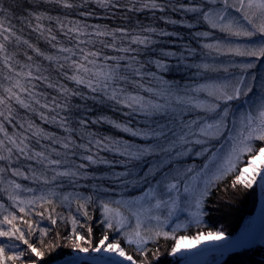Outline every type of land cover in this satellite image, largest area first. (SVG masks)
I'll use <instances>...</instances> for the list:
<instances>
[{
    "label": "trees",
    "instance_id": "16d2710c",
    "mask_svg": "<svg viewBox=\"0 0 264 264\" xmlns=\"http://www.w3.org/2000/svg\"><path fill=\"white\" fill-rule=\"evenodd\" d=\"M154 1L159 7H151L147 10L124 0H104L103 4L100 3V0H0V8L4 9L3 12H0V19L3 21V28L1 29L4 35H9V40L5 41V48L7 49L5 54L10 55V64L18 69L20 59H31L30 64L24 66L23 69L28 70L27 73L29 71L32 73L31 77L25 75L28 84L26 83L23 86L28 89V92L21 93L22 99L29 107L25 108L21 105L22 108H18L14 103L8 104L4 113L5 116H8V109L11 108V116L7 119L8 123L10 122L15 130L22 131L21 134H24V132L30 134L34 130L29 128V125H35L37 130H42L38 136L43 137V143H47L49 138H62L65 143L68 141L73 146L71 149L81 148L80 145L83 143L87 146L85 151L94 156L99 154L109 155L107 151L104 153L99 150L103 147H96V141L109 143V141L122 140L125 142V140H130L131 137L128 136L127 132L123 131L122 128H115L114 125H130L131 114L129 115L126 110L124 112L116 100L107 98L105 95H99L101 89L93 91L85 84L70 82V71L58 70V66L47 61L46 66L49 70H41V72L35 73L31 69L38 58H43V55H54L55 47L59 42V44L62 43L69 47L78 46L75 52H79L81 58L92 52L100 53L99 56L95 57L98 60H104L105 57L111 58L114 56L112 51L125 47L124 43L121 42L118 29H123L124 33L121 34L130 39L136 32L146 29V26L153 25L157 30L161 27L162 21H169L164 27L174 25V34L172 35L179 37L178 45H175L176 42L171 38L168 39V43L173 44L172 51L178 53L188 51L192 57H194L197 49L198 53L202 54L203 51L202 45L197 44L195 39L206 38L212 41L224 38L225 41H230L234 36L217 29L208 28L207 22L203 19V13L207 12L210 7L223 8L225 4L222 0H216L215 3L212 0ZM124 2L128 3L129 7ZM65 4L72 5V7H66ZM192 7L197 8L199 11L186 10ZM162 14H165V17H162ZM237 21L242 23L244 28L248 26L243 19ZM181 25H186V28L181 27ZM5 28L11 29V33H15V35L4 32ZM71 29L76 30L72 31ZM98 32L112 33L113 35L101 36L97 35ZM129 33L131 35H127ZM203 33H208V35L205 36ZM152 36L153 38L150 39L152 46L149 45L152 49L146 51L147 56L154 54L156 51H161L162 48L158 45L160 43L156 40L165 35L154 33ZM80 41H83V43L79 46ZM108 43L114 45V47L106 46ZM163 44H167L165 40ZM183 44L186 48L182 47ZM65 55L70 54L65 53ZM221 55L225 57L224 54ZM172 61L175 62L174 65L171 63L173 68L167 66L170 70V73H167L166 76L168 77L166 78L167 84L173 88V91L181 92L185 87V83L189 84V77L182 72L187 69V61L182 55ZM62 62L68 63L64 59ZM118 63L120 65L125 64V62ZM190 65L187 71L195 76L198 70L193 67V64ZM178 68L182 70H177ZM173 70L177 71L174 73ZM3 71L4 69L0 72V94L7 95L8 101H11L12 98L9 99L5 89L12 87L16 79L15 76H12V70L10 72L7 70L12 77L8 76V72ZM120 72H122V76L127 77L124 82L125 85L133 81V87H136L137 82L140 83L142 79L141 76H137L135 73L132 76L130 70L120 68ZM14 91H18V89L14 88ZM189 117L185 115L186 119H189ZM51 121H58L61 124L63 121L64 132L61 133L57 128H54ZM81 121H84V123L82 124ZM8 123L6 122L4 125V132L13 131V127L8 126ZM105 138L108 139L105 140ZM139 141L146 142L147 139L146 141ZM148 141L152 142L151 139ZM39 144L38 142L37 148L44 145L39 146ZM252 146L258 150L259 146H264V142L254 140ZM77 155L76 160L80 159V154L77 153ZM109 157H105L104 160H108ZM242 159L246 160L247 154H244ZM239 166L243 167L245 165L242 163ZM97 178L103 180L99 174H97ZM232 179V174H229L209 187L208 194L205 195L203 200V217L201 220L184 229L175 231L167 238L160 236L146 243L149 264H177L170 256L171 248L175 243L174 237L178 238L181 235L195 237L197 234H207L208 232H223L225 236H232L237 232L244 219L253 211L257 192L255 186L249 189L243 186L232 187ZM108 181L104 180V183ZM54 185L58 186L64 194H69L68 189L72 193H79L81 197H91L92 199L83 209L78 208L75 198H70L69 201L62 200L61 204L56 202L54 213L57 218L56 224H52L47 218L49 215L47 211L44 219L37 215L39 227H35V232L33 231V235L29 240L37 246L44 245L45 255L40 258L39 264H52L59 258L70 255L74 251H79L71 246L74 229L84 235L85 240L90 241L93 245L98 244L99 238L105 231L108 232L112 240L120 238L116 232L106 228L100 217L101 202L104 201V197L97 194L96 189L93 188L96 186L95 184L88 185L92 189H82L81 186L74 185L69 186L71 184L60 182V180L54 182ZM66 203H68V206L65 205ZM42 210L41 207L38 212ZM85 212H87V215L84 214ZM68 215L70 221L62 219L67 218ZM73 218L78 222L75 226L72 223ZM41 228L47 229L48 234L39 237L36 229ZM89 228L92 229L91 235L88 234ZM47 245H54V247L49 248ZM124 246L131 254L139 255L136 252L135 245L125 243ZM81 247H87V245L81 244ZM20 249L19 251L24 252L25 255L17 260L16 264H28L30 253L27 246L22 245ZM82 264L86 263L83 262ZM215 264H264V244L257 243L250 248L230 252L221 262Z\"/></svg>",
    "mask_w": 264,
    "mask_h": 264
},
{
    "label": "snow or ice",
    "instance_id": "6c2138e0",
    "mask_svg": "<svg viewBox=\"0 0 264 264\" xmlns=\"http://www.w3.org/2000/svg\"><path fill=\"white\" fill-rule=\"evenodd\" d=\"M213 3L216 0H212ZM100 3H104V0H100ZM225 9L227 7H233L238 13L242 14V18L251 26L252 31L244 28L238 24L234 19H228L225 15V10H210L203 13V19L207 21L212 28H219L222 32L229 33L235 36H246L252 37L260 34L264 37V0H233L231 5L228 4V0H224ZM66 7H72V5L65 4ZM147 6V5H146ZM153 8L159 7L154 0L150 5ZM187 11L196 12L199 11L197 8L192 7L186 9ZM4 9L0 8V12ZM39 19V17H37ZM0 28H3V21L0 19ZM75 31L76 29H71ZM118 32L123 33V29H118ZM148 31H155L154 29H149ZM4 32H10L11 29H4ZM15 35V33H11ZM3 35V32H0ZM97 35H113L112 33L98 32ZM207 36L208 33H203ZM4 40H8L9 36L3 35ZM54 39V37H53ZM115 39V37H113ZM132 42L136 44H148L151 43L147 37L134 36ZM25 43H27L25 41ZM108 47H114V45H106ZM205 48H216L217 52H220L221 45L205 44ZM4 44L0 43V52H3ZM120 51L128 52L131 49L124 48L119 49ZM64 52L70 51L69 49H62ZM81 51H83L81 49ZM226 51L230 54L237 56H248L261 58L264 57V43L259 47L250 46L241 48L237 46L227 47ZM97 57L100 55L99 52L87 53L82 57V61H72V67L74 68V74L69 77V79L75 80L77 84H86L93 91L103 89L107 92L109 85L115 83L117 80H127L126 76L119 75L120 64L117 62L115 65L108 64H97L95 59H89L88 57ZM164 55L170 56L175 55V53H164ZM51 59V57H49ZM68 60L69 57H64ZM105 59H112L119 61L124 59V57H105ZM134 60V58H132ZM5 64H8L9 57L5 56ZM156 66L159 70L167 71V66L162 61H156ZM88 65H92L89 67ZM199 67L208 69L209 65L204 64ZM242 69H248L253 67L252 64H242L240 65ZM132 69V63H129L126 70ZM137 76H141L140 69H132ZM227 71V69H225ZM21 75L17 73V76ZM24 75L31 77L32 73L29 71ZM149 75L155 77V73H150ZM244 77L241 76L239 79L232 84H213V85H202L193 91L206 92L208 96L213 97L216 101H232L238 99L242 94L247 95L251 91V86H246V90L242 87ZM167 84V82H162ZM18 91H13V88H6L5 91L8 93L9 99L14 98L23 107H29L28 104L21 99L19 93L28 92V89L24 87L19 79L15 81L13 85ZM137 87H144L142 84L137 82ZM145 91L152 93L157 100H149L144 96L138 94L126 93L123 89L112 90L111 99L117 100L118 103L124 104L127 108L132 111H137L145 114L149 117H158L164 120V123L157 124L154 128H148L146 130H133L127 125L115 124V127L122 128L125 132H130L133 136H140L146 139H151L153 142L147 143L142 146L133 147L127 143L121 145L118 141L105 143L104 141H96V147H103L109 151L118 153L120 156L124 157L123 160L115 161V163H121L125 166V171L123 172H113L111 179L113 182H119L122 185L131 184H146L147 188L143 191L141 197L135 198L133 200H119V201H108L101 202V208L105 220L107 229H111L117 233L120 237L117 240H112L107 231H105L99 238L98 244L93 245L90 241L87 247H81V244L86 242L85 236L81 235L79 232H73L72 236V247L78 249L80 252H88L89 250L93 252H104L106 254H111L107 258V264H149L147 259V248L146 243L149 240L163 236L165 238L172 235L169 232L163 231L162 224L167 223L168 219L175 214L177 207V200L170 196L172 192H178L181 183L184 184V192L189 193L196 202V207L199 209L203 196L208 194V188L213 185L214 182L222 180L225 176L232 174V187L243 186L246 189L252 188L255 183L259 181L262 187H264V146H259L258 150L254 149L252 142L259 141L264 142V97L261 98L259 104L256 107L255 112L248 111L247 113H242L238 125L234 121V126L231 130V134L228 136L229 147L227 152L220 149L218 152L212 153L209 157L210 162H206L203 168L196 173L195 177H205L204 179V189L197 192L194 190L189 183L187 178L195 171L194 164H186L182 159L187 156H202L209 152L207 145L211 140H219L222 134L225 132L226 124L225 118L228 116V109L225 107L223 113L217 111L220 108L218 103H208L206 101H201L196 97L189 96L187 94L181 95L179 91H173L170 86L161 88H147ZM31 95V93H29ZM160 100H163L161 103ZM38 102V101H37ZM6 101L3 97H0V105H5ZM47 107V105H45ZM193 110H199L205 113H215L217 118H214L209 122L207 118L197 115L196 118L186 119L185 114ZM9 115L4 116V112L0 111V116L4 119H9L11 116V108L8 109ZM83 124L84 121H81ZM114 123V122H112ZM63 121H62V125ZM23 127V125H21ZM32 125H29L31 128ZM5 131L3 124H0V132ZM42 130H37L34 135H39ZM8 143L12 147H6L5 141L0 140V148H3L8 152V156L0 155V160L11 159V154L13 148L16 149L21 155L27 156L29 159L40 158L41 162L43 160L48 161V165H60V160L49 159L44 155L43 152L34 153L32 156L28 155V145L25 143L26 138L19 139V142L13 136H7L5 133ZM70 139V138H69ZM108 138H105L107 140ZM54 143L57 141H53ZM64 148H69L70 143H63ZM80 147H87L86 145H80ZM199 147V150H197ZM90 150V149H89ZM53 151H55L53 149ZM247 154V159L244 160L242 157ZM59 155V153H57ZM91 164L97 163H112L104 159H96L92 155L84 157ZM245 166L240 167V164ZM143 165V167H141ZM47 166V165H46ZM80 168L85 167L80 165ZM139 169V173L135 171ZM5 171L4 168L0 167V173ZM142 173V174H140ZM210 173V174H209ZM13 175H25L18 169H13ZM35 175V174H34ZM78 172L74 171H64L57 172L56 175L52 177L55 180L58 176H72L75 177ZM132 176L133 179L129 180L127 177ZM154 182V183H153ZM44 183H48L47 179H44ZM21 189V185L16 183L14 180L9 181L8 189H0V191H8V199L13 202V204L18 203L20 205L19 212L28 215L32 210L31 206H34L37 202L41 203L42 211L35 213L39 215L41 219L45 218V212L47 211L49 215L47 218L52 224L57 223V218L55 213V202L50 197L57 195L54 191L49 190L46 193H41L40 195H33L31 199H22L16 190ZM161 190L169 194V199H160ZM25 191L33 192V189H26ZM70 198H75L77 206L79 209L85 208V205L91 201V197L84 198L81 197L79 193H69L63 196V201H69ZM155 200L152 204L151 201ZM84 202H81V201ZM115 203L119 206L126 208L131 216L135 218V227L129 231H125L128 226L129 217L123 215L120 211V207L113 208L111 204ZM148 205L147 207L145 205ZM30 206V207H25ZM2 207V205H0ZM167 208V217L161 221L159 215H151L153 209ZM87 215V212L84 213ZM195 215H200L199 212ZM17 219L22 220L24 224L28 226V232L25 233L14 221ZM156 220L158 224L156 226L144 227L145 222H150L151 220ZM72 223L75 226L78 222L75 218L72 219ZM0 224L8 225V229L0 227V237H6L8 239H15L22 242L27 246L30 253L29 264H39L40 258L45 255L43 251L44 245L41 244L37 246L33 242H30L29 238L35 229L33 228L32 220H25L24 216L11 215V219L5 216ZM182 225L177 224L176 228H180ZM41 236L48 234L47 229H39ZM92 229H88V234L91 235ZM175 232V229H173ZM175 243L171 248V254H176L181 251L191 249L192 247L199 245L203 242L209 241H220L225 239V234L223 232H208L207 235L202 233L197 234L195 237L179 236L174 237ZM135 245L136 252L139 253L138 256L131 254L128 249L124 246ZM51 248L54 245H47ZM24 252H9L5 245L0 244V264H16V261L24 256Z\"/></svg>",
    "mask_w": 264,
    "mask_h": 264
},
{
    "label": "rangeland",
    "instance_id": "374dc122",
    "mask_svg": "<svg viewBox=\"0 0 264 264\" xmlns=\"http://www.w3.org/2000/svg\"><path fill=\"white\" fill-rule=\"evenodd\" d=\"M126 2H129L131 4H137L138 6L143 7L144 9L149 10L151 8V4L153 3V0H124ZM224 2V0H222ZM124 2L127 7H129L128 3ZM137 2V3H136ZM155 2V1H154ZM233 3V0H228V4L231 5ZM147 5V6H146ZM131 8V7H130ZM210 10H225V15L228 17V19H234V20H241L242 14L238 13L235 8L233 7H228L225 9V6L223 8H215L210 7L208 11ZM162 17H165V14H162ZM169 21H162L161 22V27L158 28L157 30L153 27V25L146 26V29L143 31L140 30V32H136L130 39H128L126 36L122 35L121 32H119L121 42L124 43L125 45L124 48L131 49V51L124 52L120 51L119 48L116 51H112L114 53L113 57H124V59H121L119 61L112 60V59H107L109 61H106L105 58L104 60H98L95 57H92L89 55V59H95L97 61V64H108V65H115L117 62H125V64H121V69L126 70V67L129 63H132V69H140L141 71V81L139 84H142L144 87H133L134 82L130 81L128 84H124V80H117L115 83H111L109 85V88L107 92H105L103 89H101V92L99 95H105V97L110 98L111 93L113 89H116L119 93V90L123 89L126 93H131V94H138L141 96H144L146 99L149 100H157L159 99L158 97H155L152 93L145 91L147 88H161V87H168V84H163L162 82H168L166 80L167 73H170L169 68H167V71L159 70L156 66V61H162L166 66L173 68L171 63L174 65V61L176 60V57L182 55L185 57L187 64H186V70L182 71L183 74L187 75L189 77L188 83H185V87L182 89L181 92H179L181 95H189L196 97L197 99L201 101H206L208 103H218L220 105V108L217 109L218 112L223 113L224 108L226 107L228 109V116L225 118V124H226V129L225 132L222 134L221 138L219 140L213 139L210 141V143L207 145L209 148V152L205 153L202 156H187L183 157L182 159L185 161L186 164H194L195 165V171L190 174V176L187 178V182L189 185L196 190L197 192L202 191L204 189V179L205 177H200L193 179L195 177L196 173L200 171L201 168H203L204 164L209 161V157L212 156V153L218 152L220 149H223L224 152H227L228 147H229V139L228 136L231 134V130L234 126V121L237 123L239 122V118L242 113H247L248 111H253L255 112L257 105L259 104L260 100L262 97H264V57L261 58H255V57H248V56H237L230 54L226 51L227 47H237L240 46L241 48L244 47H250V46H256L259 47L262 43H264V37H262L260 34H257L252 37H246V36H233L230 41H225L226 39H214L210 41L209 39L207 40L206 38H200V39H195L197 44L202 45L203 51L202 54L197 52L194 54V57H192L191 53L188 51H181L179 52H174L172 51L171 48H173L172 43H168V39L171 38L173 41L176 42L175 45H178L179 37L174 36V30L173 26H167L164 27L165 24H167ZM207 22V21H206ZM238 22V21H237ZM240 26L243 27V24L238 22ZM170 25V24H169ZM164 27V28H163ZM181 27L186 28V25H181ZM207 27L210 29H217L220 30L219 28H212L211 25L207 22ZM249 31H252V28L250 25L246 27ZM149 29H154L155 31H148ZM221 31V30H220ZM0 32H3V30L0 28ZM124 33V32H123ZM154 33L158 35H165L162 36L161 39L156 40V42L160 43L158 44L160 46L161 51H156L152 55H146V51L152 46L151 43L148 44H136L133 45L134 43L132 42V38L134 36L138 37H147L149 40L153 38L152 35ZM4 35V33H3ZM3 35H0V43L4 44V50L3 52H0V72L1 70L4 69L3 72L7 73L9 70H12V76H15V79H19L22 83L28 84L27 79L25 78V73H27L28 70L23 69V67L27 66L30 64L31 59L24 60L20 59L18 62L20 64L19 69L17 67H14L10 64L8 61V64L11 66H7L5 64V51L7 50L5 48V41L3 39ZM131 35V33L127 34ZM9 36V35H8ZM244 37V38H243ZM125 42H124V41ZM164 40L167 44H163ZM84 41V39H83ZM83 41H80L79 46L82 45ZM60 43V42H59ZM57 44L55 47V53L52 56H47L43 55V58H38L32 66V71L35 73L41 72V70H49L46 66V64H54L57 67L58 70H68L70 71V77L74 74V68L72 67V61H82L81 54L78 52H75V49L78 48V46H65L64 44ZM93 44V43H92ZM205 44H212V45H221L223 46L220 52L216 51V48H205ZM109 45V43H108ZM150 45V46H149ZM94 46V44H93ZM104 46V45H103ZM70 50L68 52L62 51V49H67ZM99 47V46H98ZM183 48H186L184 44L182 45ZM52 52V51H51ZM65 53H68L70 55H65ZM94 53V52H92ZM164 53H175V55H164ZM221 54H224L222 57ZM72 55V56H71ZM220 55V56H219ZM7 57H10L7 56ZM51 57V59H49ZM64 57H69L68 60H65ZM134 58V60L132 59ZM65 60L68 63H63L62 60ZM207 59V60H206ZM44 61V63H43ZM48 63H47V62ZM192 62V63H191ZM190 64H193V67L198 70L197 73H195V76H192L187 70L190 68ZM207 64L209 65L210 70L204 69L202 67H199L201 65ZM242 64H252L253 67L248 68V69H242L240 65ZM2 66H4L2 68ZM89 67H92V65H88ZM64 68V69H63ZM132 69L130 70L132 76L134 75V71ZM227 69V71H225ZM177 70H182L178 68ZM177 70H173L174 73ZM8 72V73H9ZM21 73L23 75L17 76V73ZM150 73H155V77L149 75ZM164 74V77H163ZM119 75L122 76V72H119ZM9 77H12L11 74H8ZM243 76L244 81L242 83V87L245 88L246 86L250 85L251 86V91L248 92L247 95H241L238 99H234L232 101H216L213 97H210L207 95L206 92L202 91H193L194 89H197L199 86L202 85H213V84H224V83H235L239 77ZM5 77V76H4ZM70 82L76 83L75 80L70 79ZM187 80V78H186ZM86 85V84H85ZM86 87H88L86 85ZM13 91L14 87L12 86ZM89 88V87H88ZM91 90V88H89ZM173 89V88H172ZM22 99L21 93H19ZM0 97H3L6 101L7 104L5 105H0V111H3L5 113V110L7 109L8 104H16L18 108H22L21 104H19L14 98H12L11 101H8L7 95H1ZM117 101V100H116ZM162 103L163 100H160ZM119 106L122 107V110H126V112L130 115L131 114V124L128 125L129 128L133 130H146L148 128H154L157 126V124H162L164 123V120L159 119L158 117H149L146 116L145 114L137 111H132L131 109L127 108L124 104L118 103ZM186 116H190L189 119L196 118L197 115L207 118L209 122H211L212 119L217 118L215 113H205L201 112L199 110H193L189 113L185 114ZM5 116V115H4ZM8 123L6 119H4L3 116H0V124L4 125ZM51 124L54 126V128H57L59 131L64 132L62 124L58 121H51ZM11 125L13 127L12 132H0V140L5 141V146L6 147H12L11 144L8 143V140L6 138L5 133H7V136H14V138L17 139L19 142V139L21 138H26L25 143L28 145V155L32 156L34 153L38 152H43L46 157L49 159H54V160H60L61 164L60 165H48L47 160H43L41 162L40 158L36 159H29L27 156L21 155L19 152L16 151L15 148H13V152L11 154V159H5V160H0V167L4 168L5 171L3 173H0V189H8L9 188V181L14 180L16 183L21 185V189L16 190L19 194V196L22 199H31L33 195H40L42 192L46 193L49 190L54 191L57 193V195L50 197L51 199L54 200V202H58L59 204L62 203L63 196L65 195L62 191H60V188L58 186L54 185V182L60 180V182H65L68 184H71L69 186H81L82 189H87L91 188V185H96L95 188L97 194L101 197H104L103 202H108V201H119V200H133L135 198L141 197L143 194V191L146 190L147 185L146 184H127V185H122L119 182H113L111 179V172H123L125 171V166L121 163H115V161H120L123 160L124 157L120 156L118 153L109 151L107 149L100 148L99 150L104 152L107 151L109 155H101L99 154L98 156L92 155L96 159H105V157H109L107 161H110L112 163H97V164H91L89 161L84 159V157L90 155L85 151V147L81 148H75L71 149L73 146L70 144L69 148H64L62 146L63 143H65V140L62 138H49V141L47 143H43V137L34 135V133L37 132V127L35 125H32L31 128H33L34 131H31L30 134L25 133L24 134L20 133L22 131L15 130V127L9 122L8 126ZM114 125V124H113ZM122 125V124H120ZM51 126V125H50ZM115 127V125H114ZM116 128V127H115ZM66 130V129H65ZM128 136L131 137L130 140H117L121 145L127 143L133 147L136 146H142L149 142L146 138L140 137V136H133L130 132H127ZM34 141L32 142V140ZM139 140H145L146 142H140ZM57 141V142H53ZM38 142L40 143L39 146L40 148H37L36 145H38ZM115 142V141H114ZM153 142V141H152ZM66 143H69L66 141ZM253 143V142H252ZM35 145L34 147H31ZM83 145V143L81 144ZM43 147V148H42ZM53 149L55 151H53ZM197 150H199V147H197ZM59 153V155H57ZM78 154H80V159L76 158L78 157ZM0 155L3 156H8V152L4 150L3 148H0ZM47 165V166H46ZM80 165H84L85 167L80 168ZM143 167V165H141ZM13 169H18L19 171L23 172L25 175H13ZM64 171H74L78 172V175L75 177L72 176H58L55 180L52 179L54 175H56L57 172H64ZM111 171V172H110ZM137 173H139V169H135ZM101 173V174H100ZM35 174V175H34ZM97 174L101 175V178L103 180H100L97 178ZM142 174V173H140ZM210 174V173H209ZM44 179H47L48 183H44ZM127 179L131 180L133 179L132 176L127 177ZM104 180H109L107 183H104ZM154 183V182H153ZM54 185V186H53ZM90 185V186H88ZM99 185V186H98ZM253 186L256 188L257 196H256V205L258 202V197L260 193V184L259 181L255 183ZM26 189H33V192H28L25 191ZM209 189V188H208ZM69 193H72V191L68 190ZM101 191V192H100ZM68 194V193H67ZM171 197L176 198L177 200V207L175 210V214L168 219L167 223L162 224L163 231L169 232V233H174L173 229L175 231L184 229L191 224H194L201 220L203 217V199L202 203L197 209L196 207V202L193 196H191L189 193L184 192V184L181 183L179 186V191L178 192H172L170 194ZM160 199H169V194L165 193L161 190L160 196L158 197ZM152 204L155 203V200L153 199L151 201ZM0 221H3L5 216H8L11 219V215L15 214L16 216H24L25 220H32L33 221V228L39 227L38 223V217L35 213L38 212V210L41 208V203L37 202L34 206H31L32 210L29 212L28 215H25L23 213L19 212V207L20 205L18 203L13 204L11 200L8 199V191H0ZM68 206V203L65 204ZM146 207L148 206L147 204L145 205ZM30 207V206H25ZM111 207L117 208L120 207V211L123 215L129 217L128 219V226L125 228V231H129L132 228L135 227L136 220L134 217L131 216V213L124 207L119 206L115 203L111 204ZM167 208H161V209H153L151 215L156 216L159 215L161 217V221L165 217H167ZM199 212L200 215H195V213ZM79 213V211H78ZM254 213V209L249 214L246 219H244L241 227L237 230V232L232 235V236H225V239H222L220 241H209V242H203L199 245H196L192 247L191 249L181 251L176 254H171L170 256L173 258L174 261H176L177 264H195L199 262L200 264H215L218 262H221L222 259L224 258V251L222 250V245L225 243L227 240L233 239L235 236H237L240 233V230L245 229L249 225L250 218ZM79 216V215H78ZM102 220H105V217L103 215L102 209H101V216ZM66 221H70L69 215L67 218H62ZM25 233L28 232V226L24 224L22 220L17 219L14 221ZM158 222L156 220H151L150 222H145L143 225L144 227H149V226H156ZM180 224L182 227L176 228V225ZM0 227L4 228L5 230L8 229V225L5 224H0ZM36 233L38 234L39 237H41L39 229H36ZM35 232V231H34ZM208 234V233H207ZM203 234V235H207ZM262 237L260 238L259 243L264 244V231L262 232ZM33 235V233H32ZM28 237L29 239L32 237ZM86 242L82 243L88 246V240H85ZM0 244H3L6 246L7 250L9 252H20L21 246L24 245L22 242L13 239H8L6 237H0ZM244 244H248L244 243ZM250 248V247H249ZM242 248L240 247H235V250L233 251H239ZM231 251V252H233ZM230 253V252H229ZM111 254H106L104 252H93L89 250L88 252H80V251H74L70 255H67L63 258H59L56 261H54L52 264H82L85 262L86 264H107V258ZM25 264V263H23ZM29 264V263H28Z\"/></svg>",
    "mask_w": 264,
    "mask_h": 264
},
{
    "label": "bare ground",
    "instance_id": "6f19581e",
    "mask_svg": "<svg viewBox=\"0 0 264 264\" xmlns=\"http://www.w3.org/2000/svg\"><path fill=\"white\" fill-rule=\"evenodd\" d=\"M249 220V225L245 227V229L240 230V233L233 239L225 241L222 245V250L224 252L227 249H233L242 243H251L258 238L264 222V187L262 186L260 187L256 208H254V213ZM263 231L264 229L262 232ZM195 264L200 263L197 262Z\"/></svg>",
    "mask_w": 264,
    "mask_h": 264
},
{
    "label": "water",
    "instance_id": "95a60500",
    "mask_svg": "<svg viewBox=\"0 0 264 264\" xmlns=\"http://www.w3.org/2000/svg\"><path fill=\"white\" fill-rule=\"evenodd\" d=\"M259 184H260V183H259ZM260 185H261V184H260ZM263 229H264V222H263L262 229H260L261 232H260L258 238H257L255 241H253V242H251V243H248V244H244V243H242V244L238 245L237 247H240V248H249V247L255 246V245L257 244V242L260 240V238L262 237V230H263ZM233 250H235V248H233V249H227V250L225 251V253H224V256L227 255L229 252H231V251H233ZM224 256H223V257H224Z\"/></svg>",
    "mask_w": 264,
    "mask_h": 264
}]
</instances>
